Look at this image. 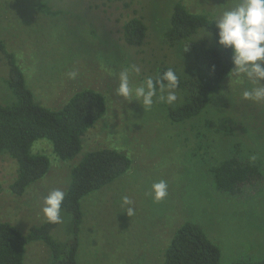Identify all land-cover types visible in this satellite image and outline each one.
<instances>
[{"label":"rangeland","instance_id":"rangeland-1","mask_svg":"<svg viewBox=\"0 0 264 264\" xmlns=\"http://www.w3.org/2000/svg\"><path fill=\"white\" fill-rule=\"evenodd\" d=\"M182 1L190 11L213 19L239 3ZM174 2L0 0V40L16 54L37 104L58 110L75 93L92 89L104 96L107 106L104 117L82 139L83 150L74 160H60L48 140L35 142L32 153L47 156L51 168L21 197L10 192L16 162L0 157V223H11L23 235L44 224L45 196L53 189L66 192L71 169L88 152L110 149L125 153L132 166L81 201L79 264H163L173 235L186 222L199 225L221 249V264L264 257V188L253 201L231 197L215 190L209 175L210 166L228 157L235 146L242 157L257 158L264 165V101L244 100L241 95L260 85L232 73L200 117L180 124L172 123L168 113L184 104V92L176 91L174 105L157 100L151 108L116 94L119 73L125 69L133 87L155 76L161 65L190 71L191 59L182 46L171 47L165 41ZM43 3L60 14L41 13ZM134 17L142 18L149 29L141 48L124 42V24ZM133 66L140 69L138 74L131 71ZM72 71L78 73L75 79L68 77ZM7 74L0 56L2 102L12 101ZM160 180L167 182L168 195L157 202L150 195L151 185ZM124 196L133 202L131 217L126 213L129 206H122ZM61 216L53 235L69 240L71 215L61 210ZM50 263L44 243L27 245L24 264Z\"/></svg>","mask_w":264,"mask_h":264},{"label":"trees","instance_id":"trees-1","mask_svg":"<svg viewBox=\"0 0 264 264\" xmlns=\"http://www.w3.org/2000/svg\"><path fill=\"white\" fill-rule=\"evenodd\" d=\"M39 11L51 16L60 14L59 10L44 3L39 5ZM123 29L127 46L141 48L146 44L149 29L142 18L130 19ZM218 39L213 18L194 13L182 0H175L165 41L171 47L182 46L191 59V69L181 72L161 65L153 76L155 78L173 68L180 81L176 91L187 95L182 106L169 111L168 118L172 123L180 124L200 117L232 74V52L221 46ZM0 56L8 73L5 84L12 95V101H0V157L7 156L16 162L17 177L10 186V192L21 197L31 185L43 180L51 168L47 156L32 153L35 142L48 140L60 160L72 161L81 154L82 139L104 117L107 106L104 96L92 89L75 93L58 110L37 104L16 54L10 52L1 40ZM131 166L132 160L116 150L88 152L71 169L70 183L62 204L61 210L71 215L70 239L54 237L60 223L46 221L23 235L11 223L2 222L0 264H24L26 247L32 242H42L49 248L50 264H79V234L84 219L81 201L125 175ZM263 167L257 158L242 157L238 146H235L228 157L210 166L209 175L218 192L231 197H250L253 201L258 196L257 192L261 193L264 188ZM221 261V249L204 230L196 223L186 222L173 235L163 264H221ZM232 264H264V257L237 259Z\"/></svg>","mask_w":264,"mask_h":264},{"label":"clouds","instance_id":"clouds-1","mask_svg":"<svg viewBox=\"0 0 264 264\" xmlns=\"http://www.w3.org/2000/svg\"><path fill=\"white\" fill-rule=\"evenodd\" d=\"M218 29V43L232 52L234 68L230 73L237 77L243 75L253 84L260 85L242 92L244 100L264 101V0H239L234 8L225 10L222 15L214 18ZM131 71L139 73L140 69L133 66ZM78 73L69 72L68 77L75 79ZM119 87L116 94L128 99L134 97L143 108H151L157 100L174 105L178 100L176 89L179 77L173 68H168L155 78L148 76L139 86H130L129 69L119 73ZM159 90V95H157ZM168 185L164 180L151 185L153 199L157 202L168 195ZM65 192L60 189L51 190L44 198L43 215L50 223H62L61 209L65 200ZM133 202L122 197V206L127 207V215H134L130 207Z\"/></svg>","mask_w":264,"mask_h":264},{"label":"crops","instance_id":"crops-1","mask_svg":"<svg viewBox=\"0 0 264 264\" xmlns=\"http://www.w3.org/2000/svg\"><path fill=\"white\" fill-rule=\"evenodd\" d=\"M84 220V219H83Z\"/></svg>","mask_w":264,"mask_h":264}]
</instances>
